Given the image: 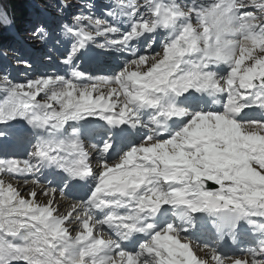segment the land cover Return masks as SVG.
<instances>
[{
    "label": "snow or ice",
    "instance_id": "snow-or-ice-1",
    "mask_svg": "<svg viewBox=\"0 0 264 264\" xmlns=\"http://www.w3.org/2000/svg\"><path fill=\"white\" fill-rule=\"evenodd\" d=\"M94 7L63 72L0 78V264H264V0Z\"/></svg>",
    "mask_w": 264,
    "mask_h": 264
},
{
    "label": "rangeland",
    "instance_id": "rangeland-1",
    "mask_svg": "<svg viewBox=\"0 0 264 264\" xmlns=\"http://www.w3.org/2000/svg\"><path fill=\"white\" fill-rule=\"evenodd\" d=\"M6 1H12V0H6ZM15 1H17V2H22V1H24V0H15ZM67 1V0H66ZM80 2L81 0H73V2ZM84 1L87 3L86 4V6H84L85 4H83L84 3ZM95 1V0H94ZM96 5L97 3L95 2V3H93V0H83V2H82V8L81 9H86V8H88V5ZM89 9V8H88ZM31 21H32V19H30ZM28 27V26H27ZM29 27H30V25H29ZM51 37H54L53 35L52 36H50L49 38H51ZM55 40H53V42H54ZM99 42V41H98Z\"/></svg>",
    "mask_w": 264,
    "mask_h": 264
},
{
    "label": "trees",
    "instance_id": "trees-1",
    "mask_svg": "<svg viewBox=\"0 0 264 264\" xmlns=\"http://www.w3.org/2000/svg\"><path fill=\"white\" fill-rule=\"evenodd\" d=\"M9 5L11 8H13L14 16L18 17V14L20 12V7L18 2L16 3V1L12 0Z\"/></svg>",
    "mask_w": 264,
    "mask_h": 264
}]
</instances>
